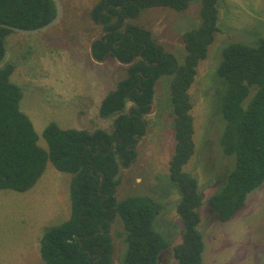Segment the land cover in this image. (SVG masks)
Wrapping results in <instances>:
<instances>
[{
    "label": "trees",
    "instance_id": "1",
    "mask_svg": "<svg viewBox=\"0 0 264 264\" xmlns=\"http://www.w3.org/2000/svg\"><path fill=\"white\" fill-rule=\"evenodd\" d=\"M191 1L98 0L90 11L91 20L103 28L102 39L93 46L95 57L127 64L126 77L99 107L101 118H114L112 132L62 129L53 123L43 133L48 148H42L32 122L21 112V89L10 80L14 65L0 69V190L29 191L49 162L72 175L71 215L42 237L44 264H114L112 227L119 218L120 264H162L167 251H172L177 264H203L205 245L199 228L204 196L198 178L185 171L196 152L189 91L219 32V0H200L201 23L182 36L183 63L152 31L136 23L141 11L185 12ZM55 15L53 0H0V63L6 55V38L14 33L3 25L36 29ZM164 76L171 77L175 140L169 179L180 196L175 211L183 225L182 242L177 245L172 232L164 235L155 228L157 223L169 231L174 224L166 219L160 223L164 203L150 196L117 198L121 172L136 162L137 141L145 133L144 116ZM217 77L224 83L220 112L227 122L220 144L224 155L235 156L236 161L234 169L218 174V190L207 206L216 220L227 222L264 183V38L254 46L236 42L225 47ZM128 102L132 106L127 110Z\"/></svg>",
    "mask_w": 264,
    "mask_h": 264
},
{
    "label": "rangeland",
    "instance_id": "2",
    "mask_svg": "<svg viewBox=\"0 0 264 264\" xmlns=\"http://www.w3.org/2000/svg\"><path fill=\"white\" fill-rule=\"evenodd\" d=\"M61 1V21L36 34L11 33L0 63V69L14 65L10 80L23 94L21 112L32 122L44 149L48 145L43 133L53 123L62 129L112 132L114 118H101L99 107L127 74L126 65L115 58L99 63L90 54L92 40L103 35L102 26L89 16L98 0ZM218 8L219 32L189 91L196 152L185 171L198 178L204 196L199 229L208 254L205 264H214L215 253L232 260L227 264H235L239 257L242 264H264V183L248 196L238 213L242 230L238 229L236 241L243 239L244 243L233 244V250L227 241L229 223L216 220L207 206L208 199L218 190V174L234 169L236 161L235 156L224 155L220 144L227 124L220 112L224 83L217 77L222 50L236 42L254 46L264 38V0H219ZM200 9V0H192L185 12L153 8L144 11L136 23L152 31L159 43L183 63L186 52L182 36L200 25ZM170 83L171 77L164 76L156 85L155 110L144 116L148 131L137 143L138 159L121 172L117 198L150 196L164 203L160 223L166 219L174 224L169 231L161 230L157 223L155 228L164 235L172 232L173 245H177L182 242L183 225L175 211L180 196L169 179V162L175 149ZM254 93L255 88L249 98ZM131 106L132 102H128L127 110ZM71 179V174L58 171L49 162L29 191L0 190V264H44L40 252L42 237L71 215ZM120 221L112 227L114 264H120L123 250L122 238L117 236L123 230ZM162 264H177L172 251L165 252Z\"/></svg>",
    "mask_w": 264,
    "mask_h": 264
},
{
    "label": "water",
    "instance_id": "3",
    "mask_svg": "<svg viewBox=\"0 0 264 264\" xmlns=\"http://www.w3.org/2000/svg\"><path fill=\"white\" fill-rule=\"evenodd\" d=\"M53 2L55 3V6H56V15H55V18L50 21L49 23H47L46 25L40 27V28H36V29H20V28H16V27H11V26H7V25H3V27L5 28H8L10 29L11 31L15 32V33H20V34H36V33H39V32H44L52 27H54L55 25H57L62 17H63V14H64V6H63V3L61 0H53ZM142 11H141V14L140 16L142 15ZM102 37L101 36H98V37H95L92 42H91V45H90V54L93 58V60H95L96 62H99V63H102L104 62V60H99L95 57L94 55V50H93V46H94V43L96 41H99L101 40ZM119 63L123 64V65H127L121 61H118ZM153 110H155V104L154 103H151V112H153ZM148 131V127L146 129V132Z\"/></svg>",
    "mask_w": 264,
    "mask_h": 264
},
{
    "label": "crops",
    "instance_id": "4",
    "mask_svg": "<svg viewBox=\"0 0 264 264\" xmlns=\"http://www.w3.org/2000/svg\"><path fill=\"white\" fill-rule=\"evenodd\" d=\"M245 205H246V203H245ZM238 213L231 220L227 221V223H229V224H228L226 230H228V235L230 234L229 235V238L230 239L227 240V241H230L231 242L229 245L231 246L232 250H233V244L234 245H238V244L241 245V244L244 243L243 242V239H239V241H236L237 240V237H238V235H237L238 234V229H241L240 228L241 227L240 221L242 220L241 216H239ZM225 232H227V231H225ZM225 240H226V238H225ZM204 252H205V254H204ZM204 252H203V264H205V259L207 261V255L208 254L206 253V247H205V251ZM224 254H226V253H224ZM221 256H220V254L218 255L217 253H215V258H214V254H213L212 256L210 255V259H213L214 258V264H217V262H218V264H227L230 261H232V260H228V258L226 256H222V257ZM224 259L225 260H228V261H224ZM233 262H235V260H233ZM235 264H242V261H241L240 257L237 258V262H235Z\"/></svg>",
    "mask_w": 264,
    "mask_h": 264
},
{
    "label": "flooded vegetation",
    "instance_id": "5",
    "mask_svg": "<svg viewBox=\"0 0 264 264\" xmlns=\"http://www.w3.org/2000/svg\"><path fill=\"white\" fill-rule=\"evenodd\" d=\"M106 33H107V32H106ZM106 33H105V34H106ZM150 112H151V110H150L149 112H147L145 115L149 114ZM144 120H145V119H144ZM145 124H146V125H145V133H144L141 137L138 138L137 143H139V142L141 141V139L145 137L146 129H147V127H148V126H147V123H145ZM136 137H137V136H136ZM136 150H137V149H136ZM138 157H139V152H138V150H137V156L135 157L136 160L138 159ZM134 160H135V159H134ZM134 163H135V162L133 161L132 163H130L129 166L132 167V166L134 165ZM129 166L127 167V169H129Z\"/></svg>",
    "mask_w": 264,
    "mask_h": 264
}]
</instances>
